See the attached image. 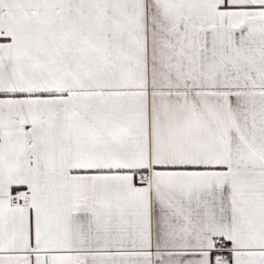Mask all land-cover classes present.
I'll return each mask as SVG.
<instances>
[{"label":"snow or ice","instance_id":"6c2138e0","mask_svg":"<svg viewBox=\"0 0 264 264\" xmlns=\"http://www.w3.org/2000/svg\"><path fill=\"white\" fill-rule=\"evenodd\" d=\"M0 264H264V0H0Z\"/></svg>","mask_w":264,"mask_h":264}]
</instances>
